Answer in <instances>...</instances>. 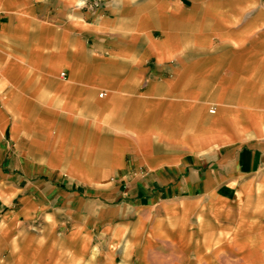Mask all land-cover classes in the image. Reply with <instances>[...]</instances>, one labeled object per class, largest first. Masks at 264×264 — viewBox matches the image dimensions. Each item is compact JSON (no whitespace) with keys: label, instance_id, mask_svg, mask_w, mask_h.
<instances>
[{"label":"crops","instance_id":"obj_1","mask_svg":"<svg viewBox=\"0 0 264 264\" xmlns=\"http://www.w3.org/2000/svg\"><path fill=\"white\" fill-rule=\"evenodd\" d=\"M0 0V264H264V0Z\"/></svg>","mask_w":264,"mask_h":264},{"label":"built area","instance_id":"obj_2","mask_svg":"<svg viewBox=\"0 0 264 264\" xmlns=\"http://www.w3.org/2000/svg\"><path fill=\"white\" fill-rule=\"evenodd\" d=\"M86 4H88L90 7H97V6H99V5H101L102 4V1L101 0H88L87 2H86Z\"/></svg>","mask_w":264,"mask_h":264}]
</instances>
